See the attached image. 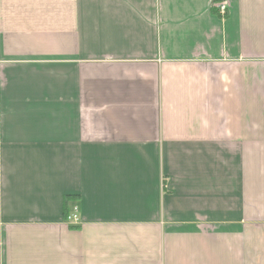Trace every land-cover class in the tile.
<instances>
[{
	"label": "crops",
	"instance_id": "0c3cea01",
	"mask_svg": "<svg viewBox=\"0 0 264 264\" xmlns=\"http://www.w3.org/2000/svg\"><path fill=\"white\" fill-rule=\"evenodd\" d=\"M0 264H264V0H0Z\"/></svg>",
	"mask_w": 264,
	"mask_h": 264
},
{
	"label": "built area",
	"instance_id": "2783aa9c",
	"mask_svg": "<svg viewBox=\"0 0 264 264\" xmlns=\"http://www.w3.org/2000/svg\"><path fill=\"white\" fill-rule=\"evenodd\" d=\"M216 7L220 14L225 15L227 13L228 7L225 1L217 2Z\"/></svg>",
	"mask_w": 264,
	"mask_h": 264
},
{
	"label": "trees",
	"instance_id": "16d2710c",
	"mask_svg": "<svg viewBox=\"0 0 264 264\" xmlns=\"http://www.w3.org/2000/svg\"><path fill=\"white\" fill-rule=\"evenodd\" d=\"M67 200V203L70 201L68 198L65 199V201Z\"/></svg>",
	"mask_w": 264,
	"mask_h": 264
},
{
	"label": "bare ground",
	"instance_id": "6f19581e",
	"mask_svg": "<svg viewBox=\"0 0 264 264\" xmlns=\"http://www.w3.org/2000/svg\"><path fill=\"white\" fill-rule=\"evenodd\" d=\"M72 217L68 216V219H71Z\"/></svg>",
	"mask_w": 264,
	"mask_h": 264
},
{
	"label": "rangeland",
	"instance_id": "374dc122",
	"mask_svg": "<svg viewBox=\"0 0 264 264\" xmlns=\"http://www.w3.org/2000/svg\"><path fill=\"white\" fill-rule=\"evenodd\" d=\"M67 219H68V216H67Z\"/></svg>",
	"mask_w": 264,
	"mask_h": 264
}]
</instances>
